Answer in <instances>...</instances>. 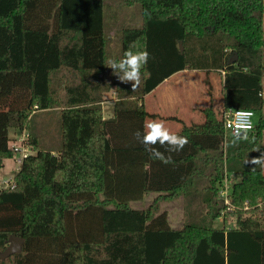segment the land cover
Listing matches in <instances>:
<instances>
[{"label":"trees","instance_id":"16d2710c","mask_svg":"<svg viewBox=\"0 0 264 264\" xmlns=\"http://www.w3.org/2000/svg\"><path fill=\"white\" fill-rule=\"evenodd\" d=\"M126 3L140 4L142 25L121 30L111 58L104 0H0V169L14 158L10 128H28L35 106L67 114L59 153L31 137L37 150L16 186L0 189V252L10 236L24 239L0 264H264V168L246 163L250 150L264 151V0ZM130 48L150 54L135 90L108 67ZM181 69L224 70V105L258 118L237 135L223 122L198 131L176 118L189 143L171 153L155 145L171 155L165 164L134 134L158 115L145 95ZM111 90L113 115L101 119ZM226 174L235 177L232 228L213 224L227 207L219 193ZM202 176L211 219L172 227L158 203L191 193ZM149 192L159 194L147 207L130 205Z\"/></svg>","mask_w":264,"mask_h":264},{"label":"rangeland","instance_id":"374dc122","mask_svg":"<svg viewBox=\"0 0 264 264\" xmlns=\"http://www.w3.org/2000/svg\"><path fill=\"white\" fill-rule=\"evenodd\" d=\"M104 21L105 34L108 40L109 56L114 58L120 52L122 47L121 30L126 26L142 25L140 4L135 3L134 5H129L126 3V0H104ZM114 94L115 92L111 90L105 95L108 99H110ZM106 106H109V108L108 110H105V114L107 116L112 115L114 110L113 103L106 104ZM66 116L67 114H65L62 109L38 110L33 113L30 119V123L27 128L28 132L31 137L37 140L38 144L42 148L51 150L54 153H59L65 142V131L63 126ZM257 118L258 114L256 115V120ZM18 134V129H10L12 141L18 137ZM33 148L34 152H36L37 147L34 146ZM249 152V160L252 157L259 156V153H261L258 152L257 149L250 150ZM18 170L19 165L13 157L5 159V165L0 169V189L6 187L4 180H10L13 178ZM225 181L233 184L235 181L234 175L226 174L219 187L223 185ZM207 183L208 177L202 176L200 181L198 180V182L194 185L191 193L178 196L174 200L163 199L160 203H158L159 207L156 209L168 212L169 223L174 228L183 227L187 223L199 222L204 224L211 219L209 217L210 215L207 203L205 202ZM158 194V192L146 193L142 199L131 201L130 205L136 208L147 207L152 203ZM225 220L230 228L236 226V219L233 213L226 214L224 219L221 217L217 218L214 220L213 224L216 227H222Z\"/></svg>","mask_w":264,"mask_h":264},{"label":"crops","instance_id":"0c3cea01","mask_svg":"<svg viewBox=\"0 0 264 264\" xmlns=\"http://www.w3.org/2000/svg\"><path fill=\"white\" fill-rule=\"evenodd\" d=\"M224 78L225 71L222 69H181L172 73L145 95L147 110L158 114L148 117L146 122L151 119H163L175 132L180 131L183 126L176 118L183 120L184 124L193 130L209 131L210 128L218 127V124L223 122L226 107ZM114 95L110 99L105 95V99L101 101L103 115L99 118H108L105 110H108L109 106L106 104L113 103L115 106L117 96ZM38 110L41 109L36 111Z\"/></svg>","mask_w":264,"mask_h":264},{"label":"clouds","instance_id":"9594fccd","mask_svg":"<svg viewBox=\"0 0 264 264\" xmlns=\"http://www.w3.org/2000/svg\"><path fill=\"white\" fill-rule=\"evenodd\" d=\"M149 52L146 49H128L124 52L122 59H110L108 67L118 76L119 80L124 83H131L132 89L138 88L142 82V69L147 65ZM144 131H137L135 137L145 146L153 159H158L165 164L171 163V155L165 156L155 145L159 144L165 147L168 153L178 152L184 148L189 140L173 131L167 122L163 119H151L144 124ZM259 151V149H257ZM252 165H260L264 168V152L257 157H252L246 161Z\"/></svg>","mask_w":264,"mask_h":264},{"label":"built area","instance_id":"2783aa9c","mask_svg":"<svg viewBox=\"0 0 264 264\" xmlns=\"http://www.w3.org/2000/svg\"><path fill=\"white\" fill-rule=\"evenodd\" d=\"M35 106L34 112L37 110ZM256 121V112L253 109L245 108H233L225 107L223 112V129L226 134L231 133L234 135L240 134L244 131L252 130ZM34 145L31 142V135L28 132L27 128L19 130L18 137L12 141L11 149L14 152V159L17 164L20 165L23 163L24 159L31 153L34 152ZM4 184L7 188H14L16 182L14 177L10 180H4ZM231 183L225 181L223 185L220 186V197L224 200V203L227 205L225 209L221 212V218H225L227 210L233 209L234 206L231 202L230 193H231ZM248 200L245 202V209H249Z\"/></svg>","mask_w":264,"mask_h":264},{"label":"water","instance_id":"95a60500","mask_svg":"<svg viewBox=\"0 0 264 264\" xmlns=\"http://www.w3.org/2000/svg\"><path fill=\"white\" fill-rule=\"evenodd\" d=\"M182 48V41L180 42ZM238 58L237 52L232 54L230 62L236 61ZM24 239L20 235H12L9 238V244L4 251L0 252V258H6L8 256H14L15 252H20L23 247Z\"/></svg>","mask_w":264,"mask_h":264}]
</instances>
